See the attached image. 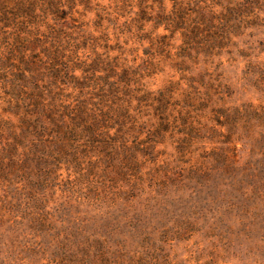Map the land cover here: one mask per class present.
<instances>
[{
  "label": "trees",
  "instance_id": "obj_1",
  "mask_svg": "<svg viewBox=\"0 0 264 264\" xmlns=\"http://www.w3.org/2000/svg\"><path fill=\"white\" fill-rule=\"evenodd\" d=\"M105 1L0 0V264H150L129 247L170 220L264 232V106L190 75L264 0Z\"/></svg>",
  "mask_w": 264,
  "mask_h": 264
},
{
  "label": "rangeland",
  "instance_id": "obj_2",
  "mask_svg": "<svg viewBox=\"0 0 264 264\" xmlns=\"http://www.w3.org/2000/svg\"><path fill=\"white\" fill-rule=\"evenodd\" d=\"M99 3L106 5L107 1L99 0ZM256 7L254 11L258 12L259 20L254 21L247 13L243 23L234 31L231 44L211 58L208 65L200 63L190 72L196 76L208 69L211 80L229 88L228 102L232 105L251 103L264 106V6ZM178 43L175 41L176 45ZM128 46L136 48L137 54L142 56V49L147 44L131 42ZM171 74L173 80L178 79L177 74L166 69L149 79V87L153 90L162 87ZM207 75L203 74V80H208ZM236 147L240 161L246 160L247 148L240 144ZM226 224L207 226L201 220H190L188 226L175 228L170 220L166 228L145 229L150 233L149 244H144L145 237L138 233L129 250L150 248L151 256L147 257V263L149 257L152 259L150 264H264V232L256 229L248 233L236 222Z\"/></svg>",
  "mask_w": 264,
  "mask_h": 264
}]
</instances>
